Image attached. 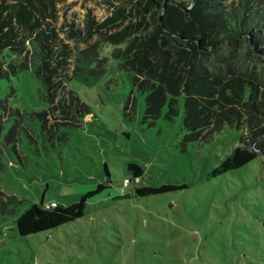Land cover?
<instances>
[{
    "label": "rangeland",
    "instance_id": "374dc122",
    "mask_svg": "<svg viewBox=\"0 0 264 264\" xmlns=\"http://www.w3.org/2000/svg\"><path fill=\"white\" fill-rule=\"evenodd\" d=\"M53 1L58 9L54 23L72 49L70 72L78 56L84 68L72 73L69 87L91 113L82 125L60 126L68 138L56 137L51 143L41 122L24 113L50 105L34 71L25 69L0 79V98L8 103L7 110L0 107V189L17 197L6 213L0 212V264H264V156L211 176L242 143L247 128L227 125L208 141L188 139L184 95L179 97L178 114L168 116L166 103L162 115L149 120L147 92L135 87V72L121 66L113 54L115 46L101 45V33L110 29L85 34L89 11L101 22L115 5L110 0ZM112 1L128 5L127 0ZM179 1L191 9L195 4ZM138 19L135 13L132 22ZM79 29L80 38H69ZM250 32L241 33L239 41L249 39L246 44L264 64V43L254 41ZM97 42L96 55L82 52ZM0 56L20 62L9 50ZM12 130L21 131L18 151H13L15 162L4 147ZM130 163L142 166L143 176L134 179ZM126 177L133 178L127 186L131 190L143 185L187 187L120 203L112 195L90 199L83 218L20 235L17 218L33 203L56 200L68 206L108 178L110 192L117 194Z\"/></svg>",
    "mask_w": 264,
    "mask_h": 264
},
{
    "label": "trees",
    "instance_id": "16d2710c",
    "mask_svg": "<svg viewBox=\"0 0 264 264\" xmlns=\"http://www.w3.org/2000/svg\"><path fill=\"white\" fill-rule=\"evenodd\" d=\"M243 1L230 5L224 0H196L188 12V6L179 0H127L130 7L110 0L115 8L103 21L90 11L85 18L86 37L110 29V33H101V45L115 46L113 54L121 66L135 72V87L147 92L146 118L158 119L166 103L168 116L178 114L179 97L184 95L188 139L208 141L227 125L247 128L242 143L213 169V177L244 166L260 155L258 151L264 154V64L248 42L239 41L241 33L252 31L254 41L264 43V0ZM135 13L138 22H132ZM57 18L53 0H0V53L9 50L11 56L20 58L14 64L0 56V79L25 69L34 71L42 82V96L50 105L42 111L24 113L41 122L42 133L51 143L56 137L68 138L59 131L60 126L82 125L91 113L90 106L69 87L72 73L84 68L78 64V56L70 72L72 49L54 23ZM81 33V29L72 30L69 38ZM99 45L100 42L94 43L82 52L94 56ZM0 107L8 109L6 99L0 98ZM20 133L12 130L6 135L5 143L12 153L18 151ZM255 140L258 151L251 146ZM129 168L134 179L145 172L136 163H130ZM106 171L109 175L108 167ZM125 180L117 194L110 192L108 178L107 183H99L68 206L58 202L47 208L44 202L33 203L17 218L18 231L25 236L81 219L90 199L98 201L112 195L120 203L134 196L187 187L143 185L131 190ZM106 189L109 191L104 193ZM0 200V212L6 213L17 197L0 189Z\"/></svg>",
    "mask_w": 264,
    "mask_h": 264
},
{
    "label": "water",
    "instance_id": "95a60500",
    "mask_svg": "<svg viewBox=\"0 0 264 264\" xmlns=\"http://www.w3.org/2000/svg\"><path fill=\"white\" fill-rule=\"evenodd\" d=\"M196 2V0H193V4ZM167 4V3H166ZM164 5V12H165V9H166V6L167 5ZM190 10H191V7H187V11L188 12H190ZM197 41H198V43H199V46H200V48H203V45L201 44V39L200 38H197ZM248 42H249V39H248ZM254 43V42H253ZM253 43H251L252 45H253ZM212 47H206L205 49L206 50H209V49H211ZM204 49V48H203ZM256 143V140L255 141H253L252 142V148L254 149V150H256V151H258L255 147H254V144ZM4 147H5V149H6V151L8 152V155L13 159V153H12V151L9 149V147L6 145V144H4ZM259 152V154L260 155H263L264 156V154L262 153V152H260V151H258ZM13 161L15 162V160L13 159Z\"/></svg>",
    "mask_w": 264,
    "mask_h": 264
},
{
    "label": "built area",
    "instance_id": "2783aa9c",
    "mask_svg": "<svg viewBox=\"0 0 264 264\" xmlns=\"http://www.w3.org/2000/svg\"><path fill=\"white\" fill-rule=\"evenodd\" d=\"M125 181H126V183H130V182H131L129 179H126ZM57 204H58L57 201H50V202H46V203H45V206H46L47 208H52V207L57 206Z\"/></svg>",
    "mask_w": 264,
    "mask_h": 264
},
{
    "label": "crops",
    "instance_id": "0c3cea01",
    "mask_svg": "<svg viewBox=\"0 0 264 264\" xmlns=\"http://www.w3.org/2000/svg\"><path fill=\"white\" fill-rule=\"evenodd\" d=\"M53 201V200H52ZM54 201H56V200H54Z\"/></svg>",
    "mask_w": 264,
    "mask_h": 264
}]
</instances>
